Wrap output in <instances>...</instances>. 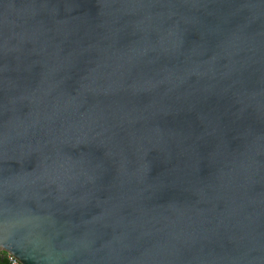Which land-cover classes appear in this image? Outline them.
Listing matches in <instances>:
<instances>
[{"label":"water","instance_id":"water-1","mask_svg":"<svg viewBox=\"0 0 264 264\" xmlns=\"http://www.w3.org/2000/svg\"><path fill=\"white\" fill-rule=\"evenodd\" d=\"M0 250L264 264V0H0Z\"/></svg>","mask_w":264,"mask_h":264},{"label":"built area","instance_id":"built-area-1","mask_svg":"<svg viewBox=\"0 0 264 264\" xmlns=\"http://www.w3.org/2000/svg\"><path fill=\"white\" fill-rule=\"evenodd\" d=\"M8 264H22L13 254L7 253Z\"/></svg>","mask_w":264,"mask_h":264},{"label":"flooded vegetation","instance_id":"flooded-vegetation-1","mask_svg":"<svg viewBox=\"0 0 264 264\" xmlns=\"http://www.w3.org/2000/svg\"><path fill=\"white\" fill-rule=\"evenodd\" d=\"M0 264H8L7 254L2 250H0Z\"/></svg>","mask_w":264,"mask_h":264}]
</instances>
